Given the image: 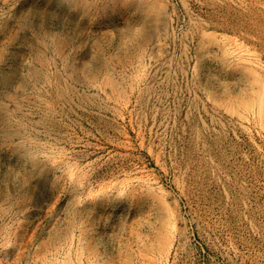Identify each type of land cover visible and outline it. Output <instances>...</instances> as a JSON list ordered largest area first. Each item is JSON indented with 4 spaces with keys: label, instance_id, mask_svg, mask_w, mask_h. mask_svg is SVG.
I'll list each match as a JSON object with an SVG mask.
<instances>
[{
    "label": "rangeland",
    "instance_id": "1",
    "mask_svg": "<svg viewBox=\"0 0 264 264\" xmlns=\"http://www.w3.org/2000/svg\"><path fill=\"white\" fill-rule=\"evenodd\" d=\"M80 2L0 0V264H264V0Z\"/></svg>",
    "mask_w": 264,
    "mask_h": 264
},
{
    "label": "bare ground",
    "instance_id": "2",
    "mask_svg": "<svg viewBox=\"0 0 264 264\" xmlns=\"http://www.w3.org/2000/svg\"><path fill=\"white\" fill-rule=\"evenodd\" d=\"M74 1H76V5H79L81 2V0H74ZM132 4V3H131ZM192 19V18H191ZM213 44L214 45H216L217 47H219V48H221V44H220V42L219 41H213ZM228 48V47H227ZM230 52V51H229ZM50 67V66H49ZM41 68V67H40ZM51 68V67H50ZM56 69V68H55ZM144 71V70H143ZM56 73V72H55ZM146 74V73H145ZM59 75V74H58ZM132 75V74H131ZM143 75H144V73H143ZM125 78V77H124ZM135 79V78H134ZM88 80V79H87ZM103 80H105V78L103 79ZM131 80V79H130ZM141 80V79H140ZM89 81V80H88ZM141 82V81H140ZM45 84V83H44ZM118 84V83H117ZM137 84V83H136ZM101 85V84H100ZM99 85V86H100ZM119 85V84H118ZM124 85H125V83H124ZM135 86H137V85H135ZM101 87V86H100ZM96 88V87H95ZM103 89V88H102ZM117 89V88H116ZM126 89V88H125ZM133 90V89H132ZM100 91H101V89H100ZM134 91V90H133ZM132 92V91H131ZM105 93V92H104ZM118 94V93H117ZM125 94V93H124ZM121 95V94H120ZM107 96H108V94H107ZM106 96V97H107ZM116 96V95H115ZM114 96V97H115ZM119 96V95H118ZM117 98V97H116ZM122 98V97H121ZM118 99H119V97H118ZM123 99V98H122ZM28 100V99H27ZM104 100H106V99H104ZM125 100V99H124ZM109 101V100H108ZM114 102V101H113ZM123 102V101H122ZM117 104V103H116ZM110 105H112V103L110 104ZM122 105V104H121ZM163 111V110H162ZM127 140V139H126ZM129 141V140H128ZM57 152V151H56ZM26 154V153H25ZM48 154V153H47ZM52 154V153H51ZM48 155H50V154H48ZM53 155V154H52ZM87 155V154H86ZM36 158V157H35ZM51 158V157H50ZM57 158V157H56ZM36 160V159H35ZM67 160H70V159H67L66 158V155L65 156H59L57 159H51L50 160V163L52 164V165H57V164H62L63 165V163H67ZM78 161V160H77ZM72 163V162H71ZM26 166V165H25ZM74 167V166H73ZM74 169V168H73ZM71 171H72V169H71ZM77 172V171H76ZM77 174V173H76ZM72 176V175H71ZM74 178H75V176H74ZM119 179V178H118ZM73 181H75V179L73 180ZM72 181V182H73ZM75 183V182H74ZM78 186V185H77ZM101 187V186H100ZM89 192V191H88ZM114 195V194H113ZM229 243V242H228ZM234 249V248H233ZM68 252V251H67Z\"/></svg>",
    "mask_w": 264,
    "mask_h": 264
}]
</instances>
